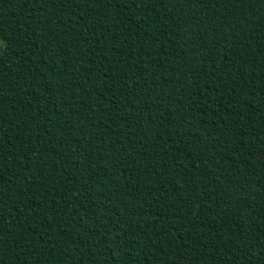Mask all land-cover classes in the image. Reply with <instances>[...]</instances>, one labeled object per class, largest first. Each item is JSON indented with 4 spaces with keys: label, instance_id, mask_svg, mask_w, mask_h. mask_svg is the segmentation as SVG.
Here are the masks:
<instances>
[{
    "label": "trees",
    "instance_id": "trees-1",
    "mask_svg": "<svg viewBox=\"0 0 264 264\" xmlns=\"http://www.w3.org/2000/svg\"><path fill=\"white\" fill-rule=\"evenodd\" d=\"M0 264H264V0H0Z\"/></svg>",
    "mask_w": 264,
    "mask_h": 264
},
{
    "label": "rangeland",
    "instance_id": "rangeland-1",
    "mask_svg": "<svg viewBox=\"0 0 264 264\" xmlns=\"http://www.w3.org/2000/svg\"><path fill=\"white\" fill-rule=\"evenodd\" d=\"M4 48V42L0 40V51Z\"/></svg>",
    "mask_w": 264,
    "mask_h": 264
}]
</instances>
